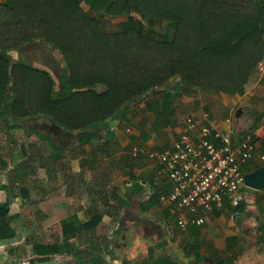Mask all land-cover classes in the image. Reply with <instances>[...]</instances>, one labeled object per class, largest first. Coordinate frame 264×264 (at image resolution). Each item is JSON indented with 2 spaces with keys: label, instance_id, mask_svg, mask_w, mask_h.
<instances>
[{
  "label": "trees",
  "instance_id": "1",
  "mask_svg": "<svg viewBox=\"0 0 264 264\" xmlns=\"http://www.w3.org/2000/svg\"><path fill=\"white\" fill-rule=\"evenodd\" d=\"M81 1L99 16L127 14L132 19L133 11H137L140 18L134 25L125 23L123 29L110 32L105 30L101 19L82 10ZM144 2L6 0L11 9L34 18L47 30L62 32L60 35L64 40H56V34L49 36L48 40L66 53L70 73L64 71L58 76L61 87L56 89V82L47 71L24 62L14 65L9 57L0 55V96L8 89L9 83L18 86L19 72L24 87L32 88L39 98V110L63 127L66 135H77L82 145L92 139L91 131L106 126L112 119L125 117L129 105L167 88L175 75H182L205 95L245 92L250 86L251 72L264 58V0ZM150 2L155 4L154 8L150 7ZM162 20L168 23L162 29L161 37L156 38L149 29ZM85 28L90 34L80 35ZM97 84H104L105 89L98 91ZM17 100L7 102L3 109L0 106V130L12 142L16 139L10 130L15 125L7 123V116L13 115ZM37 135L43 141L48 138L45 132L38 131ZM62 148L60 156L64 152ZM25 149V158L8 169V182L1 185L6 191L14 189L15 196L21 190L26 192L24 184L39 168H45L51 174L54 167L50 164H57L59 160L57 156L47 154L36 142L29 143ZM80 163L81 171L75 175L68 173V176L78 179L84 166L92 161L81 159ZM3 164L6 163L3 161ZM33 185L36 187L35 183ZM48 191L42 189V192ZM11 205L7 193L6 199L0 202V239L15 235L13 217L9 214ZM237 207L240 208L241 204ZM87 213L89 217L84 222L77 218L63 219L62 228L66 235L63 243L41 246L38 251L42 260L56 253L79 257L91 251L92 256L87 261L82 260L83 264L105 263L99 244L102 237L96 230L102 214L94 204L88 207ZM71 237H77L83 244L89 243L88 250L72 251L68 242Z\"/></svg>",
  "mask_w": 264,
  "mask_h": 264
},
{
  "label": "crops",
  "instance_id": "2",
  "mask_svg": "<svg viewBox=\"0 0 264 264\" xmlns=\"http://www.w3.org/2000/svg\"><path fill=\"white\" fill-rule=\"evenodd\" d=\"M173 79L167 88L129 105L125 117L91 131L90 142L81 145L77 141L76 147L68 149L73 151L69 156L73 175L81 171V159L92 161L84 166L82 176L71 180L70 191L63 192L69 198L70 212L83 222L88 220L91 204L101 212L96 230L102 237L104 264H264V188L245 186L240 208L228 201L214 203L202 226L182 230L169 204L160 198L170 191L171 183L160 173L157 160L143 152L167 147L183 132L188 116L207 111L209 122L219 129L252 131L258 153L264 154V59L251 72L250 86L242 94L205 95L181 77ZM134 147L143 150L134 155ZM263 164L256 158L245 166V172ZM62 182L57 179L52 186L45 185L51 194L41 199L58 200V193L69 186ZM148 188L156 191L152 197L146 195ZM41 206L37 223L51 232L48 226L57 216ZM66 255L56 253L35 264H58L51 259ZM66 258L65 264H74Z\"/></svg>",
  "mask_w": 264,
  "mask_h": 264
},
{
  "label": "rangeland",
  "instance_id": "3",
  "mask_svg": "<svg viewBox=\"0 0 264 264\" xmlns=\"http://www.w3.org/2000/svg\"><path fill=\"white\" fill-rule=\"evenodd\" d=\"M131 1L142 4L146 2H144V0ZM149 5L152 8L155 7V4L151 2ZM80 6L88 15L92 13L97 16V18L101 19L105 30L110 32L123 29L125 23L127 25H134L137 23V19L140 18V13L137 11H133L132 14L134 18L132 19H130L127 14L105 17L96 15L84 1L80 2ZM160 22L156 23L152 29H149L151 32L150 34L156 38L161 37L162 29L168 23L167 20H162ZM61 33L62 32L59 30H47L44 24L39 25L34 18L11 9L6 3V0H0V55L9 57L14 65L24 62L32 65L36 69L47 71L49 76L55 80L56 89L61 87L58 76L64 71L70 73L66 61V53L60 47H54L48 40L49 36H53V34H56L54 35L56 40H64L60 35ZM86 34H90L88 28H85L80 35ZM83 53L86 55L85 51ZM78 68L81 72L84 71V69ZM175 76L176 77L173 76L174 79L173 77H171V79L175 80L177 77H181V80H184L182 75ZM22 79L23 76L18 72V86L14 85L13 82L9 83L7 85L8 89L2 92L0 96L1 109H3V106L7 102L14 101V98H18L19 100H17L18 106L14 109L13 115L10 114L7 116V123L9 125H15L11 128L10 132L13 134L16 141L12 142L10 137L0 130V202L6 199L7 193L10 195L12 205L9 214L13 217L12 227H15V235L12 238L0 239V264H35V261H42V256L38 251L39 248L48 244H62L66 237L63 233V229H61L59 225V219L63 217L61 219L62 221L65 218H73V214H71L68 206L69 198H67L63 192L66 191L65 193H67L70 191V183L72 182L71 180H73L71 176H68V173H71L69 171L72 170L71 158L69 159V156L73 155V151L68 152V149L76 147L78 141L77 135H66L67 133L63 131V127L53 122L48 116L46 117L42 110H39V98H36L32 88L30 89L27 86L24 87ZM31 86L37 87V84H32ZM95 88L98 91H103L105 85L97 84ZM24 94H26V98ZM38 131L45 132L48 137L47 140H41L37 135ZM31 142L38 143L40 147H43V150L47 151V154L53 157L57 156L59 160L57 164H50V166L55 168H53L54 170L51 169V174H49L45 168H39L37 173L31 176L24 184L26 192L21 190V193L15 196L14 189V191L12 189L6 191L1 189V185L8 182V169L25 158V148H27L28 144ZM61 147L66 148L68 153L65 150V153L63 152L60 156L59 151ZM12 148H14L15 151ZM12 151H14L13 155L11 154ZM3 161L6 164H3ZM7 164L8 167H5ZM46 179L51 180V184L50 182H46ZM57 179L62 180L63 184L68 183L69 186H66L58 193L60 200L58 199L53 202L48 201V203L46 200L43 201L41 197L47 196V193L50 191L42 192V189L45 188V185L52 186L53 180ZM34 183L36 187H34ZM45 189L49 190L47 188ZM49 194H51V192ZM60 201H64L65 204L59 206ZM41 204H43V207L47 206V210L50 213L55 212L54 214L57 216V218L53 219V224L48 226V229L52 230L51 232L49 230H42L43 228H40L41 224L37 223V211L43 210ZM68 242L70 243L72 251L75 252H80V250L82 252L83 250L87 251L89 247V243L84 245L77 237L69 238ZM62 254L66 255L67 253H60V255ZM50 256L48 257L50 258ZM66 256H69L74 264H83L82 260L90 258L92 253L88 251L83 256L80 255L79 257L69 253ZM66 256L58 259L53 257L51 260L59 262L58 264H65L68 261ZM49 258L46 260H49Z\"/></svg>",
  "mask_w": 264,
  "mask_h": 264
},
{
  "label": "built area",
  "instance_id": "4",
  "mask_svg": "<svg viewBox=\"0 0 264 264\" xmlns=\"http://www.w3.org/2000/svg\"><path fill=\"white\" fill-rule=\"evenodd\" d=\"M262 66V62L258 63ZM257 65V66H258ZM210 113L190 115L183 132L161 150L144 151L134 147V155L144 152L158 162L160 173L171 183L169 192L161 194L180 229L202 226L212 205L228 201L234 207L244 199L245 166L256 158L257 138L252 131L231 127L223 130L212 125ZM148 188L147 197L155 194Z\"/></svg>",
  "mask_w": 264,
  "mask_h": 264
},
{
  "label": "water",
  "instance_id": "5",
  "mask_svg": "<svg viewBox=\"0 0 264 264\" xmlns=\"http://www.w3.org/2000/svg\"><path fill=\"white\" fill-rule=\"evenodd\" d=\"M245 185L258 190L264 188V164L245 173Z\"/></svg>",
  "mask_w": 264,
  "mask_h": 264
},
{
  "label": "flooded vegetation",
  "instance_id": "6",
  "mask_svg": "<svg viewBox=\"0 0 264 264\" xmlns=\"http://www.w3.org/2000/svg\"><path fill=\"white\" fill-rule=\"evenodd\" d=\"M42 50H45L44 48H41Z\"/></svg>",
  "mask_w": 264,
  "mask_h": 264
}]
</instances>
